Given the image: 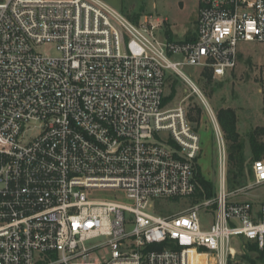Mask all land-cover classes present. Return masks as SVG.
<instances>
[{
	"label": "built area",
	"instance_id": "obj_1",
	"mask_svg": "<svg viewBox=\"0 0 264 264\" xmlns=\"http://www.w3.org/2000/svg\"><path fill=\"white\" fill-rule=\"evenodd\" d=\"M198 2L175 41L167 19L104 0H0V264H227L237 239L264 247V195L243 200L264 193V158L248 186L222 171L192 203L201 137L164 105L169 72L203 97L183 68L225 78L241 44L264 45V0Z\"/></svg>",
	"mask_w": 264,
	"mask_h": 264
},
{
	"label": "rangeland",
	"instance_id": "obj_2",
	"mask_svg": "<svg viewBox=\"0 0 264 264\" xmlns=\"http://www.w3.org/2000/svg\"><path fill=\"white\" fill-rule=\"evenodd\" d=\"M113 3H117V0H113ZM125 3L130 10H135L127 16L132 21L148 14L168 19L164 33L175 41L188 40L197 32L198 0H125ZM137 14L140 16L135 17ZM240 46L243 55L240 56L239 64L225 78L206 79L199 67L183 68V72L191 78L203 97L195 93L184 79L171 72L168 74L165 89V97L173 95L167 103V108L182 106L191 126L201 137L202 151L197 165L201 167L202 175L215 185V190L222 171L227 179L232 178L233 165L230 161L232 142L228 140L218 119L221 110L231 109L236 114L239 143L243 147L239 155L245 179L242 186H248L252 180L250 171L254 158L250 145L251 135L259 130V142L264 143V45L243 43ZM220 141L221 146L225 148L223 160ZM231 188L229 191L238 189L232 185ZM263 195V191H256L245 195L243 200L258 204ZM109 196L111 193L101 192L98 198L108 199ZM189 206V200L167 201L161 206L164 213L161 211L160 214H177ZM211 218L209 217V220ZM252 243L245 239L233 241L227 264H264V247L261 248L263 253L252 252L249 249Z\"/></svg>",
	"mask_w": 264,
	"mask_h": 264
},
{
	"label": "trees",
	"instance_id": "obj_3",
	"mask_svg": "<svg viewBox=\"0 0 264 264\" xmlns=\"http://www.w3.org/2000/svg\"><path fill=\"white\" fill-rule=\"evenodd\" d=\"M140 15H137L139 17ZM191 39V38H190ZM188 39V40H190ZM203 76L206 79H211L213 77V73L209 71L208 69L203 70ZM173 98V95L170 97L164 98V105H167L169 100ZM218 119L221 127L227 134V138L229 141L232 142L231 146V153H230V161L233 164L232 165V178L227 179V185L229 190H231V185L235 188H239V186H242L244 184L245 179L243 178L242 168L240 167V162L242 161L239 155L242 152V144L239 143L240 135L237 131L236 124V114L231 109H223L218 114ZM261 132L256 130L250 138V145L251 150L253 153L254 161L264 158V143H260L258 139V135H260ZM251 177H252V168H251ZM196 180L199 184V189L197 194L195 195L194 199L192 200V203H195L202 199H210L215 196L216 190L215 185L208 181L203 175L202 170L199 165H196ZM243 187V186H242ZM234 188V189H235ZM233 191V190H232ZM249 242V241H248ZM250 251L252 252H261L263 253V249L259 247L257 243H252L249 247ZM264 254V253H263Z\"/></svg>",
	"mask_w": 264,
	"mask_h": 264
},
{
	"label": "crops",
	"instance_id": "obj_4",
	"mask_svg": "<svg viewBox=\"0 0 264 264\" xmlns=\"http://www.w3.org/2000/svg\"><path fill=\"white\" fill-rule=\"evenodd\" d=\"M104 1H107V3L109 4L111 3V5L114 4L113 6L119 11H121L123 14H125L126 16L135 12L134 8L130 10V8L126 5L125 0H117V3H113V0H104ZM137 15L135 17H137Z\"/></svg>",
	"mask_w": 264,
	"mask_h": 264
}]
</instances>
